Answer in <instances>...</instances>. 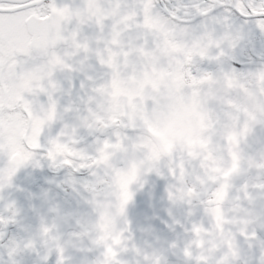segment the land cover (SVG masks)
Segmentation results:
<instances>
[{
	"label": "snow or ice",
	"instance_id": "obj_1",
	"mask_svg": "<svg viewBox=\"0 0 264 264\" xmlns=\"http://www.w3.org/2000/svg\"><path fill=\"white\" fill-rule=\"evenodd\" d=\"M144 72L182 77L172 101L213 93L205 122L221 145L218 163L227 164L231 150L240 168L264 172V150L248 143L264 129V112L246 92L264 102V0H0V264H70L65 247L46 245L58 228L41 222L37 201L55 200L53 216L80 209L98 195L99 174L143 157L133 141L152 100L142 105L134 96L129 104L112 92ZM154 94L146 85L145 96ZM145 169L113 198L116 229L83 251H98L104 264H121L127 252L136 264H238L247 245V264H264V227H233L216 216L227 202L219 199L222 177L208 180L199 159L186 158L182 172L176 151ZM141 218L171 257L136 244Z\"/></svg>",
	"mask_w": 264,
	"mask_h": 264
},
{
	"label": "flooded vegetation",
	"instance_id": "obj_2",
	"mask_svg": "<svg viewBox=\"0 0 264 264\" xmlns=\"http://www.w3.org/2000/svg\"><path fill=\"white\" fill-rule=\"evenodd\" d=\"M146 79L149 80L148 83H146ZM183 83L182 77L179 76L172 77L169 82L164 74L154 75L149 72H144L140 77H130L127 83L122 80L115 82L112 92L114 97H127L129 104H131L134 96H140L142 105L146 99L152 100V110L154 107L158 108L160 104L167 108V112L163 113V126L156 124L149 118V108L145 106L140 110L143 130L136 133L137 139L133 141V148L143 152V157L134 155L133 158L129 159L127 166L117 169L114 175L107 171L99 174L96 185L98 195L93 196L90 202L80 209L75 211L61 210L53 216L48 212V208L50 206L56 207L55 200L44 201L43 203L37 201L36 214L40 215L41 222L47 218L50 225L58 228L56 236L45 241L46 245L48 247H65V255L70 259V264H104L98 251L83 250L98 249L102 240L116 229L118 219L112 208L113 198L119 196L120 189L128 183L141 165L146 166L145 170L156 168L161 156L168 155L171 159L173 151H176L180 159L182 172L184 171L183 161L186 158L199 159L201 168L205 169L204 176L208 180L216 181L221 177L224 179V184L218 190L221 193L219 199L224 201L227 197V202L224 203L222 209L217 205V218L226 220L233 227L245 224L250 229L264 227V172L259 171L251 163L240 168L239 157L231 150L229 151L231 160L223 165L218 163V158L213 155V152L219 150L221 145L219 142L213 145L211 135L207 134L210 124L206 123V120L198 119L203 104L202 97L193 96L186 100L178 98L172 101L170 92L164 91L160 101L153 102V95L145 96V86L148 84H152L153 89L160 84H163L166 89H170V85L172 88L179 89ZM119 107L123 110L122 103ZM132 107L135 111L136 106L132 105ZM183 110L185 113L181 112ZM256 111L260 112L257 109ZM195 126H198L205 133L202 145L187 144L186 142L187 133L185 130ZM256 131L248 138V143L252 146L250 151L264 150V129L259 130L257 128ZM154 133H158L160 137H156ZM216 173H219V177ZM197 179L202 185L205 183L202 177L197 176ZM229 187L231 188L230 195L227 193ZM143 191L147 201L148 187L145 186ZM255 204H260L261 209L258 212L253 209ZM145 206L147 207V203ZM158 207L159 205H157ZM175 211L177 215L184 213L182 207H177ZM152 212L153 209L148 208V214L151 215ZM31 215L32 213H29V216ZM257 221L263 225L259 227ZM34 224L35 221L30 223V229H33ZM148 224L147 219H140L139 227L142 230L136 233V244L141 248H146L150 253L171 257V250L168 249L167 242L163 237L157 242L156 233L148 228ZM184 239L186 237L181 235V240ZM213 247H217V245H213ZM226 255L227 253H225ZM122 256L121 264H136L139 259L132 252L122 253ZM250 256L251 251L247 245H244L238 264H247ZM177 264H183V261L177 260Z\"/></svg>",
	"mask_w": 264,
	"mask_h": 264
},
{
	"label": "rangeland",
	"instance_id": "obj_3",
	"mask_svg": "<svg viewBox=\"0 0 264 264\" xmlns=\"http://www.w3.org/2000/svg\"><path fill=\"white\" fill-rule=\"evenodd\" d=\"M148 79H146V83H148ZM166 88V87H165ZM172 89L171 85H170V89H168L170 92V90ZM155 94L153 95V102L160 101V99L162 98L164 91L160 90L159 86H155L154 89ZM247 92V99L251 101L253 107H255L257 110H259L260 112H264V102H261L260 99L256 96V94L251 91V90H246ZM214 95L213 93H206L204 96H201L199 94L198 90H193L192 94H190L188 96V98L193 97V96H201V100L203 101V104L201 106V111L198 115V119L199 120H207L209 118V113L211 111V109L209 108V98ZM220 101H217V106L219 107ZM167 112V108H165V106L163 104H160L158 106V108L154 107V109L152 110L149 109L148 111V116L149 118H151L154 122H156V124L163 126V113ZM170 112H172V110L170 109ZM182 113H185V110L181 111ZM186 129V128H184ZM258 129H262L259 128ZM187 133L186 135V142L187 144H195V145H202L204 143V131L201 130L198 126H195L193 128H190L189 130H185ZM257 131H255L254 133H256ZM232 137H233V141L235 142V136L236 133L232 132L231 133Z\"/></svg>",
	"mask_w": 264,
	"mask_h": 264
},
{
	"label": "water",
	"instance_id": "obj_4",
	"mask_svg": "<svg viewBox=\"0 0 264 264\" xmlns=\"http://www.w3.org/2000/svg\"><path fill=\"white\" fill-rule=\"evenodd\" d=\"M154 134H155L156 137H158V138L160 137V135L158 133H154ZM161 144H163V143H161ZM253 209H254L255 212H258L261 209L260 204H255ZM257 224H258L259 227H261V225H263L259 221H257Z\"/></svg>",
	"mask_w": 264,
	"mask_h": 264
}]
</instances>
